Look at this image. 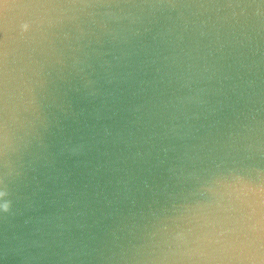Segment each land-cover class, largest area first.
Returning <instances> with one entry per match:
<instances>
[{
    "label": "water",
    "instance_id": "obj_1",
    "mask_svg": "<svg viewBox=\"0 0 264 264\" xmlns=\"http://www.w3.org/2000/svg\"><path fill=\"white\" fill-rule=\"evenodd\" d=\"M89 2L52 52L42 142L0 155L23 173L0 264H143L188 171L264 170V0Z\"/></svg>",
    "mask_w": 264,
    "mask_h": 264
},
{
    "label": "clouds",
    "instance_id": "obj_2",
    "mask_svg": "<svg viewBox=\"0 0 264 264\" xmlns=\"http://www.w3.org/2000/svg\"><path fill=\"white\" fill-rule=\"evenodd\" d=\"M89 7V0H0V155L42 142L52 52ZM22 175L0 171V215L14 213ZM185 180L192 190L173 215L158 218L143 264H264V170L210 165Z\"/></svg>",
    "mask_w": 264,
    "mask_h": 264
}]
</instances>
